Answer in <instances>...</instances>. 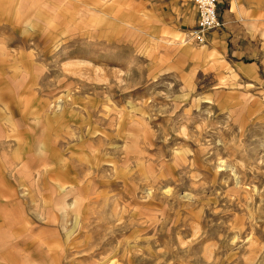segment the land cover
<instances>
[{"label": "rangeland", "instance_id": "374dc122", "mask_svg": "<svg viewBox=\"0 0 264 264\" xmlns=\"http://www.w3.org/2000/svg\"><path fill=\"white\" fill-rule=\"evenodd\" d=\"M226 10L259 53L205 69L194 0H0V264H264V0Z\"/></svg>", "mask_w": 264, "mask_h": 264}, {"label": "crops", "instance_id": "0c3cea01", "mask_svg": "<svg viewBox=\"0 0 264 264\" xmlns=\"http://www.w3.org/2000/svg\"><path fill=\"white\" fill-rule=\"evenodd\" d=\"M114 3H116L114 1ZM227 12V10H226ZM223 12L221 14L222 16V20H223V26L220 28V30H217L216 33L213 31H209L207 33V36L209 38H211L212 40L216 41L217 45H213L212 43H210V45L208 46L209 49L208 50H203V46L205 45V43H198L197 44H202V48L201 49H196L193 45H189L188 46V53L187 56L189 57V59H191V57H193L194 59L200 58V60L202 58H204L206 60L207 56L212 57L213 53L216 52L215 48H218V46L221 47V45H218L219 42L221 43H225L226 44V49L227 50H232L233 53H238L236 58H240L243 56H249L251 58L257 57L259 50H260V41L257 40V36H253L251 34V32L248 30L247 26L245 25V23L239 19L237 16L233 15V13H226ZM101 24L104 23L103 25L101 24L102 27L105 26L106 20L105 17H100L96 23ZM106 27V26H105ZM250 27L251 28H255L254 23H250ZM181 37V36H179ZM194 37L191 36L190 39H193ZM178 40V36L177 33L174 34L173 36V41ZM173 41H169V42H173ZM194 41V39H193ZM238 42L241 43V47L242 50L237 52V50H234L233 46H236L238 44ZM188 43V42H186ZM206 55V56H205ZM215 55V54H214ZM206 57V58H205ZM208 59V58H207ZM213 60L212 58H209L206 63L203 65L204 68L208 69V67H210L212 65V63H209ZM201 63V62H200ZM199 63V64H200ZM202 64V63H201ZM207 66V67H206ZM201 69V68H200ZM210 70V69H209ZM246 73L248 75H252L253 74V69L251 67H245ZM190 83H192L190 81ZM66 204V203H65ZM65 212V210L63 209V213ZM66 228V226H65Z\"/></svg>", "mask_w": 264, "mask_h": 264}, {"label": "built area", "instance_id": "2783aa9c", "mask_svg": "<svg viewBox=\"0 0 264 264\" xmlns=\"http://www.w3.org/2000/svg\"><path fill=\"white\" fill-rule=\"evenodd\" d=\"M219 5L220 0H194L198 19L193 36L198 43H205L207 33L221 26Z\"/></svg>", "mask_w": 264, "mask_h": 264}, {"label": "bare ground", "instance_id": "6f19581e", "mask_svg": "<svg viewBox=\"0 0 264 264\" xmlns=\"http://www.w3.org/2000/svg\"><path fill=\"white\" fill-rule=\"evenodd\" d=\"M193 37H194V36H193ZM232 175H233V178H234L235 181H236V184H237V185L241 184V182H242V180H241V176H239V174H238L236 171H233V172H232ZM246 185H247V184H246ZM254 188L256 189V186H255ZM254 188H253V189H254ZM244 189H247V190L250 189V188H249V185H248V187H245ZM150 192H151V191L148 192L149 195H150ZM111 260H113V259H111ZM110 264H117V263H116V261L113 260Z\"/></svg>", "mask_w": 264, "mask_h": 264}]
</instances>
